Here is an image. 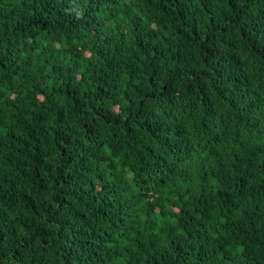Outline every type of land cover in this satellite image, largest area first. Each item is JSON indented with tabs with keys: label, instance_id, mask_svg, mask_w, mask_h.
Returning <instances> with one entry per match:
<instances>
[{
	"label": "clouds",
	"instance_id": "obj_1",
	"mask_svg": "<svg viewBox=\"0 0 264 264\" xmlns=\"http://www.w3.org/2000/svg\"><path fill=\"white\" fill-rule=\"evenodd\" d=\"M0 264H264V0H0Z\"/></svg>",
	"mask_w": 264,
	"mask_h": 264
},
{
	"label": "trees",
	"instance_id": "obj_2",
	"mask_svg": "<svg viewBox=\"0 0 264 264\" xmlns=\"http://www.w3.org/2000/svg\"><path fill=\"white\" fill-rule=\"evenodd\" d=\"M221 219H223V218H221Z\"/></svg>",
	"mask_w": 264,
	"mask_h": 264
}]
</instances>
